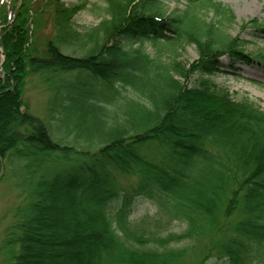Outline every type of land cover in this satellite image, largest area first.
I'll return each mask as SVG.
<instances>
[{"label":"trees","instance_id":"16d2710c","mask_svg":"<svg viewBox=\"0 0 264 264\" xmlns=\"http://www.w3.org/2000/svg\"><path fill=\"white\" fill-rule=\"evenodd\" d=\"M182 1L104 0L101 21L78 30L80 5L0 0V183L20 198L6 264H264V109L216 83L224 59L264 54L232 34L229 5ZM45 11L53 35L42 41ZM240 29L264 39L258 18ZM145 41L198 56L150 58ZM32 75L77 102L98 136L55 140L25 104ZM140 201L153 211L131 220Z\"/></svg>","mask_w":264,"mask_h":264},{"label":"rangeland","instance_id":"374dc122","mask_svg":"<svg viewBox=\"0 0 264 264\" xmlns=\"http://www.w3.org/2000/svg\"><path fill=\"white\" fill-rule=\"evenodd\" d=\"M67 5H80L74 16V22L78 30H83L88 27L98 24L102 17V8L105 6L104 0H63ZM169 9L182 7L183 2L176 3V0H165ZM229 5L236 16L235 24L231 28L234 35H239L241 38L249 41L247 50L256 54H264V39L256 36L253 31H241L240 25L242 22L251 18H258L264 21V0H218ZM48 11H45L40 16V27L36 33L42 41L52 36V27L48 20ZM141 50L150 58L159 57L160 60L166 61L171 59L175 53H178L177 60L185 65H188L197 58V52L193 44H185L177 47L176 50H169L163 44L157 46L152 41H145L141 45L137 44ZM176 51V52H175ZM224 66L218 76H216L217 85L229 91L233 97L239 98L248 96L251 99L258 100L264 109V63H254L252 65L237 64L235 67L228 65L227 60H223ZM75 79L73 76L67 77V80ZM130 88L122 90V95H129ZM133 94V93H132ZM131 95V94H130ZM61 95L55 93L54 90H46V86L42 83L38 76L32 75L29 77L26 91L25 104L28 111L41 119L46 120L50 126L52 137L59 141L61 138H66L67 141L73 140L78 134L76 145L79 147L87 146V141L90 135L95 138L98 136L93 129L90 128L91 122H81L80 111L78 110L77 102L63 103ZM114 108V105H112ZM123 110V109H122ZM121 113V111H120ZM53 119H56L55 121ZM83 119V118H82ZM83 124V127H78ZM106 130V127H101ZM68 136V137H67ZM93 137V138H94ZM17 190L9 182L0 183V264H6V259L9 254L3 247V239L5 236V228L12 220V209L20 198H17ZM137 210L132 214L131 220L140 218L150 208L149 213L153 211L147 202H139ZM184 225L178 221H173L169 225V230L180 231Z\"/></svg>","mask_w":264,"mask_h":264}]
</instances>
